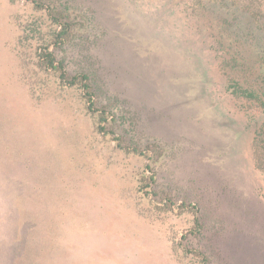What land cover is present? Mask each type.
<instances>
[{
	"label": "rangeland",
	"instance_id": "obj_1",
	"mask_svg": "<svg viewBox=\"0 0 264 264\" xmlns=\"http://www.w3.org/2000/svg\"><path fill=\"white\" fill-rule=\"evenodd\" d=\"M61 1L76 31L51 50L70 75L89 74L111 134L80 89L39 68L48 17L0 0V264H264L261 114L229 91L206 8L250 6L259 23L264 0Z\"/></svg>",
	"mask_w": 264,
	"mask_h": 264
},
{
	"label": "trees",
	"instance_id": "obj_2",
	"mask_svg": "<svg viewBox=\"0 0 264 264\" xmlns=\"http://www.w3.org/2000/svg\"><path fill=\"white\" fill-rule=\"evenodd\" d=\"M22 1L32 5L34 10L45 14L51 24V41L47 43L44 40V44L37 49L41 71L45 74H54L62 87L70 86L80 89L87 111L95 119L96 131L103 135L111 134L109 128L113 122V116L106 109L97 107L89 74L70 75L64 63L58 61L51 50L52 47L55 49L65 45L76 31V23L72 19L69 7L61 0ZM209 5L206 8L212 10L220 26L218 45L227 52L222 59L221 68H228L231 71L228 76V89L236 99L255 103L261 114L255 126L252 149L255 166L264 174V18L258 23L257 13L251 11L250 6L240 8L236 3L224 4L219 1ZM248 5L251 4L248 3ZM244 46L254 51V59L250 62L243 53ZM115 141L118 142V148L145 157L149 162L152 160V151L138 147L126 148L119 138ZM151 170L152 167L147 164L139 181L140 191L149 199L155 196L152 187L156 184V176L154 172L151 173ZM147 173L151 174L147 175ZM166 202L171 201L167 199Z\"/></svg>",
	"mask_w": 264,
	"mask_h": 264
}]
</instances>
